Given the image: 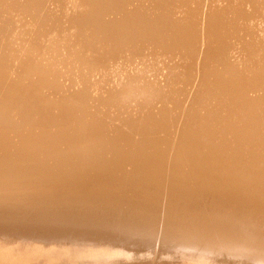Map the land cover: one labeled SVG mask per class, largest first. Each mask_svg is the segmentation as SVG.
I'll list each match as a JSON object with an SVG mask.
<instances>
[{
  "label": "bare ground",
  "instance_id": "bare-ground-1",
  "mask_svg": "<svg viewBox=\"0 0 264 264\" xmlns=\"http://www.w3.org/2000/svg\"><path fill=\"white\" fill-rule=\"evenodd\" d=\"M0 264H264V0H0Z\"/></svg>",
  "mask_w": 264,
  "mask_h": 264
},
{
  "label": "rangeland",
  "instance_id": "rangeland-1",
  "mask_svg": "<svg viewBox=\"0 0 264 264\" xmlns=\"http://www.w3.org/2000/svg\"><path fill=\"white\" fill-rule=\"evenodd\" d=\"M257 228H259V229L257 230ZM257 228H250V232H252V233H258V232H261L260 227L258 226ZM257 231H258V232H257Z\"/></svg>",
  "mask_w": 264,
  "mask_h": 264
}]
</instances>
